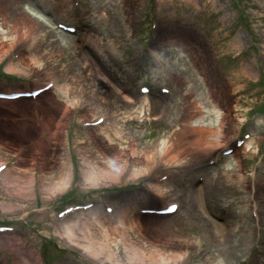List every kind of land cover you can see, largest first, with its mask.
I'll return each instance as SVG.
<instances>
[{
	"label": "rangeland",
	"instance_id": "374dc122",
	"mask_svg": "<svg viewBox=\"0 0 264 264\" xmlns=\"http://www.w3.org/2000/svg\"><path fill=\"white\" fill-rule=\"evenodd\" d=\"M81 1L83 12L90 5L91 0ZM104 1L113 7H116L120 3V0ZM125 1L134 7L135 18L134 23L130 27L125 26L127 31L124 35L113 33L110 23H101L95 26V30L103 34L102 36L105 38L103 43L108 44L106 50L110 54V60L108 59L110 61L109 64L111 66L115 65L125 73L124 80L126 83L117 85L115 88L113 81L110 83V81L100 76L96 70H94L96 77H92V62L86 56L82 65L80 62L77 65L82 67L84 71L85 69L87 70L85 74L88 80H80L76 86L72 85L71 82L61 81L59 79V71L53 67L42 69L43 64L38 62L40 56L36 54L32 58L29 56L24 58L28 63V68L19 74H6V67L4 69L0 68V74H5L7 80H0V89L4 91L8 87L13 90L24 87L29 89L36 84L43 85L51 79L57 80L55 88L49 94H45L39 98L34 105L26 101L27 106H25L26 112L24 113L18 112L17 106L0 104V110L4 112V114H0V162L8 163L10 166V174L0 184V223H8V220L16 219L17 214L22 208H35L37 207L36 205L41 206L40 208L56 205L59 202L57 200L65 191L57 193L53 198L47 199L48 192L45 187L49 183L50 178L64 164V161L58 157L59 152L60 155L64 154L63 142H59V138L56 139L57 141L52 140L49 136V131H53L58 120L57 118L65 106L64 99L60 98L56 94V91L61 89L64 92L69 88H72L71 93H73L70 98L72 104L77 102L78 105L66 115L63 129H66L74 122L82 120L94 121L98 116H106L107 120L110 121V124L105 127L103 126L101 130H93L92 132L78 131L77 139L88 143V146L80 151L81 155L83 157H91L93 159L91 164L101 165L103 159H110V162H108L109 167L117 169L120 165H123L125 161L124 157L126 159H135L137 156H142L141 166H143L142 163L145 161V156L153 152L155 156L153 163L147 165L151 172V175H149L150 173L148 174L149 176L145 175L132 180L127 179L124 183L117 185L99 186V189H92L88 186V183H84L76 193V196L78 195L79 197V203H85L86 199L98 198V193L101 191L103 193L113 190L131 192L136 186L143 185L147 190H158V193L156 192L155 195L124 193L126 195L116 200V202L126 200L136 208H157L170 201L179 202L182 207L180 216L184 218V221L188 222L181 232L186 238L190 237L189 234H193L190 231L189 225L201 223L200 219L202 218L200 213H198V219L196 218L197 216L189 217L186 209H188V206L192 208V205L194 206L196 203H199V207L204 211V205L207 200L205 197L198 199L193 193H188L187 195L185 193L198 190L200 187H203V184L199 185L195 183L194 179L189 175L190 182L183 187L184 189H180V193L177 194L172 191L174 182L156 187L154 185H147L145 179L161 177L165 171L172 168H180L181 172H185L181 168V165L187 159H192L195 162V166L198 165L197 163L204 161L209 156L210 151L212 152L211 146L214 144V139L217 136L220 137L221 141L227 139L231 141V139L236 138L242 132L243 122L249 117V114L257 112L263 105L264 0H244L238 6V9L234 6L233 0H190V2H186V0ZM42 2L49 9L58 12V14L62 12L69 13L68 4L65 6L60 0H42ZM158 13L161 17L157 21ZM240 17L245 22L240 21ZM69 19L72 18L66 19V22ZM81 21L85 22V24H90L87 19ZM245 23L246 26H244ZM152 25H155V28L156 25L158 26L156 32L152 30ZM13 30V23L10 20H6V16L0 12V47L3 48L0 50V65L3 61L13 56L12 53L18 51V48L25 40L29 42L28 39L30 37H24L16 45H11L12 36L10 37V34ZM117 31H119V28ZM170 36L175 37L168 38ZM154 38H159L157 49L166 55L163 59L160 58L153 63H147L145 54L149 51ZM10 46L13 47L8 49ZM4 49L12 53L9 52L2 55ZM74 50V52L78 53V49L74 48ZM151 50L153 49L151 48ZM240 51H245V55L236 61L230 62L229 57L235 56ZM198 53H200V57L203 53L206 56V59L202 62V73L206 75L204 83L213 85L211 89L212 99H209L207 90H205L208 105L206 109L202 108L203 116L198 120L199 124L204 128L198 140L200 144L207 143L209 146L201 147V150L188 147V153L182 154L178 159V163L169 166L171 163H169L167 157L158 162V156L161 154L157 153V151L167 150L170 156L172 154L170 152L180 148L179 128L175 126L174 122L180 117L181 110L187 107L184 102L185 96L188 93L191 95L190 93L197 91V84L200 81L202 82V76L198 75L194 69L198 65L196 56ZM107 58L106 56L105 59ZM12 63L16 64V61ZM169 64L177 66L180 71L193 76L192 79L189 78L187 83L183 87H180L170 74L172 66L169 67ZM87 66L90 67L87 68ZM257 81L261 82L260 86L253 88V82ZM216 82H218V89H215ZM105 84L110 85L112 87L111 90H108ZM139 84L152 85L153 87L167 84L173 88L176 97L173 98V103H169L168 105L171 114H164L163 110L164 118L161 119L160 125L149 126L146 124L147 121L157 119L156 115L159 114V110L156 111L157 107L154 108V106H158V101L155 98L150 97V108L153 111L149 108L141 110L139 104L136 106L135 103L138 101L134 87ZM242 90H245L246 94L241 99L235 101L236 98H229L232 93ZM80 92L84 94L82 98L80 97L82 96V94H79ZM54 97L62 102L47 114L44 111L43 105ZM189 100L191 102L194 101L192 99ZM215 106L218 112L211 111L212 107ZM132 117H135L138 124H130L133 120L131 119ZM183 121L187 124L190 123L187 116L184 117ZM117 122L121 123V136L132 139L135 147H125L126 149H123L124 147L117 143L116 138L113 137L115 123ZM259 123L257 122L252 130L254 138L252 147L248 148V151L236 154L242 165L240 174L243 179L247 177L246 172L250 169L249 163L254 157L253 153H255L258 142L264 137V123ZM182 124L184 125V123ZM191 124L196 125L197 121L191 122ZM142 132L145 136L141 140H138L139 134ZM41 145L46 146L47 150H42ZM53 152H56V155H53ZM262 157H264V144ZM139 165L140 163L137 167ZM212 170L214 178H217L222 183V187L227 191L230 183L222 175L229 171L234 172L233 162L227 160ZM188 174L191 173L188 172ZM31 175L36 180L44 182V188L41 185L36 187L33 183L31 184ZM20 178H24V183L26 184L25 186H21V188L26 190L33 188L34 191L32 198H27L26 202L22 203H19L14 196L18 189L16 187V180ZM230 192L231 194H228V202H221L219 209L228 207L240 211L239 206L237 208L234 206L238 202V197L233 196L232 191ZM7 207H11L13 210H4ZM245 217L248 218V214ZM248 223L250 224V221ZM89 228L94 234L95 241L100 242L101 232H98L100 228L97 224H91ZM133 228H135V221L132 219L127 220L124 232L135 243ZM142 232L143 237L148 241L160 243L158 245L159 250H167L163 247L166 246V242H164L165 238L159 240L152 239V237L157 238L158 236ZM199 234H196L197 237H199ZM53 235L48 230L47 225H39L34 230L35 243L33 246L36 248L40 247V240L42 241L41 246L44 251L41 255V260L43 264H50L47 258L52 259L61 250L77 255V260L80 263L95 264V262L89 260L86 256L76 254L75 252L77 251L71 248L66 241H60L54 238ZM171 236L173 235H165L166 238ZM178 236L180 237L181 235ZM178 236L176 237L178 238ZM13 243L12 240L0 239V264H20L15 259L19 255V253H14L15 247H13V251L6 250L8 249V245ZM47 243H50V245ZM55 244L59 250L54 247ZM44 245L46 246L44 247ZM141 246L145 249L148 248V245L143 242ZM16 247L17 249L20 248V246ZM204 247H192L185 249L183 253L185 252V256L200 254ZM261 250L264 251V247ZM20 251L23 252L22 250ZM110 251L116 253V256L122 259V252L119 246H111ZM251 255L252 253L238 259L239 261H233L231 264H240V262L250 264V260L253 259ZM202 258L208 262L207 256H203ZM258 263L264 264V256L259 260L255 259L252 264ZM192 264H196V259L192 261Z\"/></svg>",
	"mask_w": 264,
	"mask_h": 264
},
{
	"label": "bare ground",
	"instance_id": "6f19581e",
	"mask_svg": "<svg viewBox=\"0 0 264 264\" xmlns=\"http://www.w3.org/2000/svg\"><path fill=\"white\" fill-rule=\"evenodd\" d=\"M60 1H62L65 6H67L68 4V7L71 4V0ZM186 2H190V0H186ZM0 7L2 8L0 10L1 14L6 16V20H10L13 23L14 30L10 34V37L12 36L11 45H16L24 37H30L28 39L29 42H26L25 40V42L18 48V52H22L26 44L33 45L35 47V50L29 57L32 58L34 54L39 55L40 57L38 58V62L43 64L42 69L53 67L55 70L59 71V79H61V81L71 82L72 85L76 86L80 80H88L87 75L85 74V71L87 70L85 69L84 71L82 67L77 65V63L79 62L82 65V63L85 61V54L79 51V49L83 48L86 49V52H89L93 60L99 62V65L95 63L96 66L113 80L115 88L117 87V85L119 86L126 83L124 80L125 73L119 70V68L115 65L111 66L109 64L110 54H108L106 50L108 48V44L103 43L105 41V38L102 36L103 34L98 33V31L95 30V26L100 25L101 23H110L113 29V33L124 35V33L127 31V28H125V26L130 27L134 23L135 18L134 7L130 4H127L125 0H121L120 3L116 5V7L111 6L104 0H91L90 5L87 6L82 13L74 15L75 17L77 16L82 20L87 19L90 23L87 24L86 27L81 29L79 33L74 36V38L52 31L51 26L54 24V22L56 20L68 19L69 13L62 12L61 14H58V12L49 9L44 4V2H42V0H30L25 2H21V0H0ZM118 28L119 31H117ZM172 37L175 36H170L168 38ZM11 47L13 46H10L8 49H10ZM74 48L78 49V53L74 52ZM2 49L3 48L0 47V50ZM9 52L11 51H6V49H4L2 55ZM106 56L108 57L107 59H105ZM196 56L198 65L194 67V69L197 71L198 75L202 76L203 89L207 90L209 99H212L213 96L211 93V89L213 88V85L206 82L204 83L206 75L205 73L204 75L202 73V62L206 59V56L204 53L201 55V57L200 53L196 54ZM168 66H172L170 69V74L173 80L177 82L180 87H183L184 84L187 83L189 78L192 79L193 77L189 74H186L185 72L180 71L177 66H174L172 64H169ZM89 67L90 66H87V68ZM27 68L28 63L26 59L21 58L17 61L16 64L8 66L6 68V73L19 74ZM91 70V76L96 77L94 75L95 67L93 66ZM105 85L108 90H111L112 87L110 85ZM35 87L40 86L36 84ZM71 89L72 88H69L64 92L61 89L56 91V94H58L60 98L64 99V108L66 106L72 105L70 98L73 93H71ZM215 89H218V82H216ZM79 94H82V96H80L81 98L84 95L83 92H80ZM190 94L191 95H189L188 93L184 98V102L187 107L181 110L180 117L177 118L174 122L175 126L179 128L180 148L178 150L170 152L172 153L170 154V156L167 150L157 151V153L161 154L160 156H158V162H161L163 158L167 157L169 163H171L169 166H172L174 163L179 162L178 159L182 154L188 153V147H193L195 150H201V147L209 146L207 143L200 144L198 140V137L204 130L203 126H195L191 124V122L198 121L203 116V109H206V101L208 98L205 99L203 95H198L197 91H194ZM189 99H192L194 101L191 102ZM60 102L62 101H60L56 97L52 98V100L44 103V111L49 114V112L54 110L60 104ZM9 104H11V106H17L18 112H26L25 106H27V102L24 100H18ZM76 104L78 105L77 102ZM135 104L136 106L139 104V108H141V110H144L145 108L151 109L150 99L148 98H140ZM157 105L158 106H154V108L157 107L156 111L159 110V114L157 115H161V119L164 118L163 110L164 114H171L170 107L168 106L169 103H167L166 100L162 101L158 98ZM151 111H153V109H151ZM212 111L218 112L216 106L212 108ZM0 114H4V112L0 110ZM185 116L188 117L190 122L189 124L183 121ZM131 119L133 120L130 122V124H138L135 120V117H132ZM88 121L89 120H82L81 122ZM182 123H184V125ZM109 124L110 121L107 120L106 123L102 125L98 130H101L103 126L105 127ZM63 126L64 124L56 125L54 126L53 131H49V136L52 140H56V135L60 133V128H63ZM114 129V133H112L117 142L125 145L127 148L135 147L132 139L121 136L122 133L120 122L115 123ZM92 131L90 130V132ZM233 141L234 138L231 139V141H229V139L221 141L220 137L217 136V138L214 139V144L211 146V150L213 149L215 151L210 154L204 161L211 158L217 152L230 147ZM41 149L47 150V147L41 145ZM123 149L126 148L124 147ZM153 153L145 156V161H143L142 163L143 166H141L142 156H137L135 159H133L134 166L130 174L128 175V180L140 178L145 175H151V172L149 171L147 165L153 163V161L155 160V156L153 155ZM53 155H56V152H53ZM58 157L61 158L62 161H64V164L61 168H59V171L50 178L49 183L45 187L48 192V197L62 192L64 189L69 187L71 183L72 170L70 165L68 163H65L67 154L60 155L59 152ZM107 160L103 159L101 165H97L95 163L91 164V161H93V159L89 156H84L83 158H81L83 183H88V186H90V188L104 185H117L118 182H120V178L126 169L129 159H126V157H124L125 161L123 165H120L117 169H112V167H109L108 162H110V159ZM232 161L235 171L233 173L229 171L222 175L230 183L227 191L222 187V183L212 175V168L201 165L202 162L197 163L199 165V167H197V165L195 166V162H193L192 159H187V161L183 163V165H181V168L183 169V171H185L184 174L186 175V173L188 172L191 173L190 175L192 176L194 181L196 179L194 178V176L198 173L200 175H203L205 178L203 187H200L198 190H193L192 192L185 193L186 195L188 193H193V195L198 197V199L200 197L201 199L205 197V199L207 200L206 204L208 205L209 209L208 211L212 213L213 216V219L207 217V212L201 210V208L199 207V203H196L194 206L192 205V208L188 206V209H186V211L189 217L197 216L196 218L198 219V213H200V216L202 218L200 219L201 223H199L198 229V232H200L199 237H197L196 233L189 234V238H186L184 235H182L181 232L185 228L186 224H188V222L184 221V218H181L179 212L180 210H182V208H180L177 213L171 217H139L137 219H134L135 228H133V233L135 234V243H133L130 238L127 237L126 232H124L125 223L127 224V219L125 216L119 217L116 227H100V242L95 241L94 234L90 231L89 225L87 223H81L80 227V225H77V221L65 223V225L62 227V234L64 236V239L68 243L79 246L92 258L100 259V261L104 262L105 264H178L182 261L186 263L184 261V258L188 257V259H190L193 256H185V252L183 253V251L185 249L196 246H205L200 254H195L196 264H231L233 263V261H237L239 258H244L252 251L251 247L253 243L251 241L253 239L261 238V233L263 232L262 227L264 228V201H262V198L260 197L257 198L258 200L262 201V206L260 208V211H258V220L254 223L252 221L251 223H256L258 225L251 226V223H248L250 220L249 218L245 217V214L247 213L245 209L246 205H244V207L242 206L243 209L241 208L240 216L235 220L223 221L219 223L218 220L216 221L214 219V217L220 219V215L218 216L219 207L221 205V202H228V194H231L230 191L233 192V196L238 197V205L240 206L242 199H245L247 201L251 196L252 189H250L248 182L244 183V180L240 174L241 168L239 159L233 156ZM139 163L140 165L137 167ZM9 174L10 171L6 170L0 178V183H3ZM32 177L33 176L31 175V184L33 181ZM175 178H181V176L176 175ZM261 182L262 183L259 184V190L256 186L253 188V190L257 191L254 198H256L257 195L259 196L261 193L263 194L264 199V181ZM43 183L44 182H41L40 184L42 188H44ZM25 185L26 184L24 183V178L16 180V187L18 189L16 190L14 196L19 203H22L27 198H32L33 196L34 191L32 188L29 190L21 188V186ZM183 187L184 186H177L176 188L173 187V192L179 194L180 189H182ZM153 192L158 193V190H155ZM6 209L11 211L13 210V208L11 207L4 208V210ZM23 209L25 208H22L21 210L24 211ZM128 230H130V228H128ZM142 231L146 232L147 234H151L152 236L159 237H152V239L159 240L165 238L166 240H164V242H166L167 247H163H165L167 250H159L158 245L160 243H157L156 241H148L145 237H143ZM257 231H259L258 234H256ZM166 234H171L173 236L166 238ZM56 235L58 236V234ZM178 235L181 236L179 237ZM176 236H178V238ZM141 241L148 245L147 249L141 246ZM118 242L123 248L122 259H119L116 256V253L110 251L111 246H115V244H118ZM176 244H178L179 246ZM13 246V244L8 245V249L6 250H12L11 247ZM14 253L18 254V251L15 250ZM17 256L18 257H16L15 259H17L20 264H39L37 255L33 251H28L24 253V255L20 254L19 252V255ZM203 256H207L208 262H206L207 260L205 261V259L202 258Z\"/></svg>",
	"mask_w": 264,
	"mask_h": 264
}]
</instances>
